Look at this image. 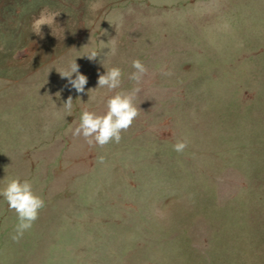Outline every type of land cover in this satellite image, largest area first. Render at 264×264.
Instances as JSON below:
<instances>
[{"label": "rangeland", "instance_id": "rangeland-1", "mask_svg": "<svg viewBox=\"0 0 264 264\" xmlns=\"http://www.w3.org/2000/svg\"><path fill=\"white\" fill-rule=\"evenodd\" d=\"M75 60L84 93L57 72ZM110 67L139 115L90 146L69 129L105 111ZM15 177L45 207L17 242L0 196V264H264V0H0V188Z\"/></svg>", "mask_w": 264, "mask_h": 264}, {"label": "clouds", "instance_id": "clouds-1", "mask_svg": "<svg viewBox=\"0 0 264 264\" xmlns=\"http://www.w3.org/2000/svg\"><path fill=\"white\" fill-rule=\"evenodd\" d=\"M95 6H93V9ZM54 16H45L43 13L33 22L34 33L43 38L41 27L50 26L54 22ZM115 54V48L110 49ZM90 61H94L99 53L94 48H89L85 55ZM131 67L135 70L129 79L137 82L142 80L147 73V68L139 60L134 59ZM61 78L67 79V84L77 93H84L88 78L79 71V65L75 61L68 63L64 69L57 70ZM170 75V72H165ZM122 71L119 67H110L102 74H98L97 87L107 88L114 95L106 99L105 111L97 113L84 108L81 112L79 123L74 129H69L74 137H83L88 145H98L103 147L110 142L119 143L122 139L121 133L129 129L139 115V109L134 103V99L140 89L135 88L132 92L115 91L120 88ZM90 91V90H89ZM88 91V93H89ZM73 99L68 97L63 107L71 113ZM188 146L187 139H178L173 145V150L181 153ZM103 162V157H100ZM2 196L8 204L10 210L17 215L18 223L15 227V234L12 235L13 241H19L24 233L29 230L33 223L38 219L40 210L45 207L44 199L37 195L33 190L32 183L25 179L21 181L19 177L8 178L4 182V187L0 188Z\"/></svg>", "mask_w": 264, "mask_h": 264}]
</instances>
